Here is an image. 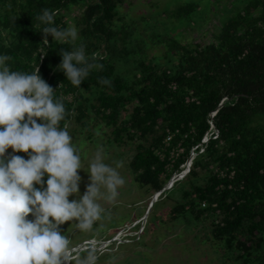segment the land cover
<instances>
[{
    "label": "trees",
    "instance_id": "trees-1",
    "mask_svg": "<svg viewBox=\"0 0 264 264\" xmlns=\"http://www.w3.org/2000/svg\"><path fill=\"white\" fill-rule=\"evenodd\" d=\"M121 3L0 0V53L9 56L12 70L33 71L38 62L42 78L55 89L54 99L65 105L60 126L88 128L99 120L111 129L109 143L132 146L133 181L152 191L161 190L185 162L208 128V113L226 97L215 117L219 139L210 141L188 175L165 192L167 199L179 195L168 212L188 224L209 221L211 237L235 254L236 264H264V0L245 5L205 45L152 34L153 44H165L164 64L143 58L141 48L128 44L133 32L116 24ZM78 7L75 39L54 40L40 31L44 9L56 11L52 23L63 29L68 11ZM194 7L186 4L160 15L187 20ZM81 44L89 59L93 53L101 56L94 63L103 67H93L78 88L58 65L61 50ZM41 51H46L42 59ZM104 77L110 84L100 83ZM67 95L73 102L65 100ZM225 168L233 170L232 178L217 177L215 169Z\"/></svg>",
    "mask_w": 264,
    "mask_h": 264
},
{
    "label": "clouds",
    "instance_id": "clouds-1",
    "mask_svg": "<svg viewBox=\"0 0 264 264\" xmlns=\"http://www.w3.org/2000/svg\"><path fill=\"white\" fill-rule=\"evenodd\" d=\"M53 18L48 9L42 11L41 32L54 40L76 38L75 25L61 29ZM42 41L48 44L47 35ZM60 55L58 68L78 88L93 67H103L94 63L95 53L89 59L83 44ZM8 60L0 53V264H70V238L60 225L70 221L77 230H91L105 211L100 201L114 200L124 179L105 162L102 147L82 166L81 147L67 126H60L65 105L54 99L55 89L42 78L38 62L33 71H19ZM21 151L26 158L15 154ZM78 169L89 173L83 194ZM73 195L79 199L69 200ZM86 251L77 264H96L94 251Z\"/></svg>",
    "mask_w": 264,
    "mask_h": 264
},
{
    "label": "rangeland",
    "instance_id": "rangeland-1",
    "mask_svg": "<svg viewBox=\"0 0 264 264\" xmlns=\"http://www.w3.org/2000/svg\"><path fill=\"white\" fill-rule=\"evenodd\" d=\"M253 1L262 0H122L117 7L120 22L116 24L118 26L127 24V30L133 32L129 37L132 42L128 44L133 48H141L139 55L145 59L156 58L158 63L164 64L165 44H153V35L169 36L178 42L192 45L208 44L212 42L213 34L224 22ZM186 4L195 5L187 20L176 21L160 15ZM257 12L258 9L255 13ZM80 13L79 7L68 11L66 14L68 27L74 25V18ZM100 57L98 54L95 56ZM88 125V128H80L75 124L68 127L69 133L82 149L84 157L82 166L87 165L98 147H102L105 162L117 169L124 183L118 186L114 200L100 201L105 211L101 218L94 222L91 230H77L75 224L70 225L72 223L70 221L60 225L61 232L67 231L70 238L68 257L70 264H77V260L87 253L86 250L76 252L87 244L85 242H105L103 246H99L100 243L96 244L99 248L93 250L97 256L96 264H236L235 254L230 255L228 251H224L222 244L211 237L209 221L188 224L169 215L168 210L179 200V195L176 192L167 199L164 192L172 188L173 182L179 180L184 172L178 176H175L178 174L176 173L173 180L165 183V187V184L163 185V192L152 200L156 191L135 183L129 171L128 162L133 154L132 146H116L109 143L111 129L105 127L99 120L91 121ZM11 152L12 149L9 147L5 155ZM15 154L27 157V153L22 151ZM171 155L175 158V153ZM78 172L81 176L80 194H83L85 186L90 182L89 173L84 169H78ZM46 178L45 176L44 179ZM73 198L79 199L73 195L69 200ZM152 201L153 204L147 213ZM129 228L131 241L117 246V241H112L113 237L117 236L119 231L125 234ZM127 238L131 237L122 236L120 239ZM110 244L113 245L107 246ZM77 253L81 254L75 259Z\"/></svg>",
    "mask_w": 264,
    "mask_h": 264
},
{
    "label": "built area",
    "instance_id": "built-area-1",
    "mask_svg": "<svg viewBox=\"0 0 264 264\" xmlns=\"http://www.w3.org/2000/svg\"><path fill=\"white\" fill-rule=\"evenodd\" d=\"M54 13H56V11H55ZM40 58H41V59L43 58V54L40 55ZM171 88L174 89L175 86L173 85ZM66 100H67L68 102H73V97H72V95H68V96L66 97ZM226 100H227V98H226V97H223V98L220 100V102L218 103L217 108L214 109V110H212V111H210V112L208 113V115H207V119H206V122H207L208 128H207L206 132L204 133V135L202 136V138L200 139V142L197 143L196 145H194L193 147H191V149H190V151H189V154H188V157H187V159L185 160V162L182 163V164L178 167V170H176V171L172 174L171 178L174 177V175H175L176 173H179V172H180L179 174L176 175V176H178V175H180L181 173H183V172L185 171V174H184L179 180H175V181L173 182V184L176 183V182L181 181L186 175H188L193 160H194L197 156H199V155H201V154L204 153V151H205V149H206V147H207V145L209 144L210 141L218 140V139H219V132H218V130H217L216 127H215V117H216V115H217L218 108H220V107L222 106V104H223ZM169 139H170V137L168 136V137L166 138V142H165V143H167ZM179 151H182V149H180ZM171 154H172V153H171ZM171 157H172V155H171ZM175 157H176V155H175ZM186 163H187V166L185 167ZM183 168H184V170H183ZM215 173L217 174V177H218V178H221V179L224 178V177L232 178L233 175H234L233 170L230 171V170H228L227 168H225V169H215ZM168 182H169V181H167L166 184H167ZM166 184L164 185V187L166 186ZM171 189H172V188L170 187L169 190H171ZM169 190H167V191H169ZM167 191H166V192H167ZM162 192H163V190H162V191H159V192H155V193L153 194L152 200H153L154 198L156 199V197H158V194H161ZM164 193H165V192H164ZM201 207H202V208L206 207V203H205V202H202V203H201ZM130 230H131V228H129L125 234H123L122 231L117 232V234H116L117 236H114L113 239H112V241H117V245H119V244H124V243H129V242L131 241V239H132V236H130V234H128ZM121 235H122V236H126V237L129 236V237H131V238H127V240H126V239L121 240V239H122V236H121ZM120 236H121V237H120ZM120 238H121V239H120ZM128 241H129V242H128ZM85 243H87V244H85L86 247H85V245L83 244L84 246H83V248L81 249V251H83V250H95V249L99 248L96 244H98V243H100V242H97V243L85 242ZM89 243H90V244H89ZM104 243H105V242H101L99 246H103L102 244H104ZM113 243H114V242H113ZM110 245H111V244H110ZM110 245H107V246H110ZM87 246H88V247H87ZM93 246H95V247H93Z\"/></svg>",
    "mask_w": 264,
    "mask_h": 264
},
{
    "label": "water",
    "instance_id": "water-1",
    "mask_svg": "<svg viewBox=\"0 0 264 264\" xmlns=\"http://www.w3.org/2000/svg\"><path fill=\"white\" fill-rule=\"evenodd\" d=\"M170 180H171V177L169 178L168 181H170ZM162 190H164V187L161 190H159V191H162ZM159 191H156V192H159ZM152 204H153V201L150 203V205H149V207L147 209V213H148L149 209L151 208Z\"/></svg>",
    "mask_w": 264,
    "mask_h": 264
},
{
    "label": "bare ground",
    "instance_id": "bare-ground-1",
    "mask_svg": "<svg viewBox=\"0 0 264 264\" xmlns=\"http://www.w3.org/2000/svg\"><path fill=\"white\" fill-rule=\"evenodd\" d=\"M179 173H180V172H179ZM179 173H178V174H179ZM184 173H185V171H184ZM184 173H181V175H183ZM175 176H176V175H175ZM175 176L172 177L171 180H173V179L175 178ZM171 180H170V181H171ZM170 181H169V182H170ZM80 250H81V249H79V251H80Z\"/></svg>",
    "mask_w": 264,
    "mask_h": 264
}]
</instances>
